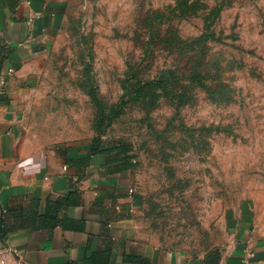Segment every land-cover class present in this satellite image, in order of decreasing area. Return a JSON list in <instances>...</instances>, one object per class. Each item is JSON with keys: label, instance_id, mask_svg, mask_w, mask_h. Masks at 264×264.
<instances>
[{"label": "rangeland", "instance_id": "1", "mask_svg": "<svg viewBox=\"0 0 264 264\" xmlns=\"http://www.w3.org/2000/svg\"><path fill=\"white\" fill-rule=\"evenodd\" d=\"M21 124L38 150L128 148L136 220L164 249L264 232V0H68Z\"/></svg>", "mask_w": 264, "mask_h": 264}, {"label": "crops", "instance_id": "2", "mask_svg": "<svg viewBox=\"0 0 264 264\" xmlns=\"http://www.w3.org/2000/svg\"><path fill=\"white\" fill-rule=\"evenodd\" d=\"M67 1L0 0V261L205 264L206 255L160 247L137 222L132 169L92 154L89 142L45 151L26 141L24 98ZM237 222L218 249L219 264H264V232Z\"/></svg>", "mask_w": 264, "mask_h": 264}, {"label": "trees", "instance_id": "3", "mask_svg": "<svg viewBox=\"0 0 264 264\" xmlns=\"http://www.w3.org/2000/svg\"><path fill=\"white\" fill-rule=\"evenodd\" d=\"M91 153H97L104 155L107 158L112 156L113 162L119 165V170H129L134 169V164L132 163V157L128 155V148L122 146H111V147H101L97 139L91 142ZM4 213L1 219V228L3 227ZM220 253L219 250H211L205 256V264H219Z\"/></svg>", "mask_w": 264, "mask_h": 264}, {"label": "built area", "instance_id": "4", "mask_svg": "<svg viewBox=\"0 0 264 264\" xmlns=\"http://www.w3.org/2000/svg\"><path fill=\"white\" fill-rule=\"evenodd\" d=\"M133 193H134V191H133L132 189H130V190L128 191L129 196H132ZM3 213H4V211H3V210H0L1 219H2ZM1 219H0V220H1ZM0 225H1V221H0ZM0 264H8V263H7V261H5V260H1V261H0Z\"/></svg>", "mask_w": 264, "mask_h": 264}]
</instances>
